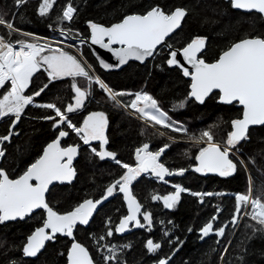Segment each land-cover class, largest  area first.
Here are the masks:
<instances>
[{
	"label": "trees",
	"instance_id": "16d2710c",
	"mask_svg": "<svg viewBox=\"0 0 264 264\" xmlns=\"http://www.w3.org/2000/svg\"><path fill=\"white\" fill-rule=\"evenodd\" d=\"M40 3L41 0H28L17 8L14 0H0V14L6 20L14 19L16 27L23 32L38 37L54 38L53 33L59 28L71 29L68 35L73 39L81 37L88 40L89 21L111 26L121 22L126 15L142 14L155 5L165 10L178 7H187L189 10L181 28L167 40L169 47L162 46L158 50L159 54L144 64L131 62L120 71L106 73L99 67L89 47H84L85 59L110 88L114 91L149 93L172 120L182 123L188 130L184 134L159 128L164 133L162 136L110 100L95 85H92L91 95L85 100L84 107L68 114L69 119L79 127L90 113H105L108 119L105 134L109 143L103 149L115 152L117 159L124 163L134 166L135 150L144 143H148L154 151L167 144L170 147L163 154L161 162L171 170L188 169L183 176L176 175L167 179L168 183L147 177L132 183L134 196L153 214L151 231L145 228L127 236H117L115 225L126 214L120 194L103 206L87 227L75 229L76 240L88 249L95 264H105L104 256L108 255L105 245H115L118 249L123 245H131L119 253L118 264H158V260L164 258H168L167 264H264V233L253 232V228L248 225L256 228L260 226L247 216L239 218L235 226L231 224L236 206L235 196L248 192L247 170L238 165L237 171L230 177L204 176L192 171L199 149L191 137L198 138L203 131L210 130L215 142L225 143L232 130L231 121L242 117V109L236 105L219 104L218 93H215L202 105L188 100L183 110L174 112L171 105L188 99L190 81L178 68L166 63L170 51L183 49L196 37L207 38L206 49L200 57L207 63L215 62L233 43L245 37H264V20L260 15L236 11L226 0H57L49 16L41 17L38 14ZM66 3H72L77 12L73 21L60 23L55 16L62 12V6ZM0 33L7 36L3 26H0ZM17 39L29 40L22 35L11 36L13 42ZM47 83V73L40 70L33 76L25 95ZM72 83V78L52 82L35 98V102L54 103L63 110L67 104H74ZM5 88H9V85L6 84ZM3 94L5 89L0 92L1 96ZM118 98L125 102L133 99V96ZM49 115H54L53 110L36 106L25 108L14 130L19 135L13 136L9 145H6V160L1 163L10 178H18L34 163L41 156L44 147L57 137L61 128L70 133L63 146L83 144L79 136L65 125L54 130L55 121L43 119ZM11 119L0 120V136L8 134ZM249 136L248 141H242L237 147L241 149L248 167L252 187L261 193L264 192V126L251 129ZM93 143L97 150L101 149V142ZM89 151V147H83L80 151L79 159L75 163V182L71 185L55 186L50 190L47 201L55 211L64 214L85 199L100 198L105 189L124 173L125 169L119 165L107 160L100 161L98 157L89 154ZM175 184L193 192L220 195L204 197V202L200 203V197L192 196L189 192L181 193L180 202L171 210L164 208L162 201L152 199L153 195L173 193ZM217 214V221L212 220ZM44 218L43 212H37L32 218L0 224V264H12V261L16 264H67V252L71 242L63 235L47 244L36 259L23 258L22 249L27 237L36 227L42 226ZM210 221L214 222V229L227 224L225 235H212L201 241L200 229ZM109 227L113 228V236L99 240V237L105 236ZM165 232L169 235L166 236ZM176 237L179 238L178 241L175 240ZM148 239L161 243L162 247L157 253L148 252ZM177 247L179 250L174 251Z\"/></svg>",
	"mask_w": 264,
	"mask_h": 264
},
{
	"label": "snow or ice",
	"instance_id": "6c2138e0",
	"mask_svg": "<svg viewBox=\"0 0 264 264\" xmlns=\"http://www.w3.org/2000/svg\"><path fill=\"white\" fill-rule=\"evenodd\" d=\"M27 2L28 0H14L17 8ZM56 4L57 0H42L38 6V14L41 17L49 16ZM230 5L236 10L248 13L254 11L264 19V0H230ZM62 8V12L57 13L55 19L60 23L73 21L77 8L72 3H66ZM188 15L187 7L165 10L161 6L155 5L142 14L126 15L121 22L111 26L89 21L91 44L99 45L101 48L114 52L120 65L127 64L130 59L144 62L146 58L159 54L158 46L169 47L165 44L166 37L181 28L182 22ZM0 26H3L7 32V36L0 35V89H5L6 93L0 97V119L12 118L8 134L0 136V161L6 160L4 143L11 142L13 135H19V132L13 130L20 122L25 108L34 105V97L44 92L52 82L71 77L74 104H67L63 110L54 103L35 104L34 106L53 110L54 115L45 116L43 119L55 121L54 130L60 125H65L66 128L71 129L79 136L85 145H89V150L100 161L110 158L115 164L126 169V172L105 189L100 198L85 199L74 210L64 214L55 211L46 200V193L49 192V186L53 182L72 183L76 176L73 160L77 157L80 147V145L62 147L61 138L67 137L69 132L60 130L58 138L49 143L42 155L34 163H31L18 178H10L7 171L0 166V224L17 219L32 218L37 210H44L46 216L42 221V226L36 227L27 237L22 249L25 257L35 258L45 248L46 242L55 241L57 234L73 237V230L76 225H88L98 206L119 192L127 201L128 214L115 225V233L123 234L129 231L130 224L134 228H147L151 231L153 214L144 208L134 196L131 190L133 181L142 174H151L159 181L168 183L165 177L183 176L188 169L171 170L161 162V155L170 147L167 144L156 151H150V145L144 143L142 147L135 150V166L124 163L117 159L115 152L103 150V146L109 143L105 134L108 127V119L105 113H90L83 120L82 126L79 127L69 119L68 114L84 107L85 100L91 95L90 89L95 84L105 92L110 100L121 107L134 110L147 122H154L155 125L170 128L177 133L187 134V128L182 123L172 120L166 112L161 110L158 101L149 93L114 91L99 76L93 74L92 66L86 61L60 47L53 48L49 41L40 42V38L17 28L14 19L6 20L0 14ZM70 32L71 29H61V35L65 39L72 38L68 35ZM14 34L31 37L33 42L25 39H17L13 42L11 36ZM105 38L107 42H105ZM206 41V37H196L187 43L182 50H179L188 64L195 69L194 74L190 73L188 68L184 67L177 59V50L169 52L170 58L167 59L166 63L169 66L180 67L184 76L191 75L190 99L194 98L196 102L204 104L213 90H219L220 103L231 105L237 102L243 106L242 118L231 121L233 130L228 133L224 146L215 142L210 130L203 131L198 138L191 137L197 144L201 142L207 144V147L201 148L196 156L199 165L195 167L194 171L204 175L215 173L220 177H230L237 171L238 165L245 169L247 167L245 161L235 155L241 151L237 146L242 141L250 139L249 129L251 126H264V37L259 35L245 37L233 43L216 62L212 63L205 62L199 56L205 49ZM62 42L57 41L56 43ZM81 43L84 41L82 40ZM17 45L19 46L18 50ZM113 45L120 47L113 49ZM69 47L72 46L69 45ZM99 62L105 69L111 67L103 60ZM42 68L47 73L48 83L33 93L25 95L33 76ZM76 78L85 79L88 82L87 88L82 89L78 86ZM6 84L9 85V88H5ZM125 95L134 98L124 104L118 97ZM185 103H180L177 107L183 108ZM92 141H100L102 150L98 151L95 147H91ZM173 187L175 188L173 193L164 196L153 195L152 199L162 201L164 208L171 210L175 209L180 202L181 193L189 192L192 196L200 197V203L204 202V197L220 195V193L212 192H193L179 184H175ZM252 191V178L249 175L248 192L235 196L236 206L231 224L235 226L239 218L247 216L260 226L256 228L253 225H248L253 228V232L264 233V202H262L264 192L253 196ZM218 218L217 214L213 216L212 220ZM227 227L226 224L214 229V225L210 221L200 229L201 238L209 236L210 233L223 237ZM114 231L112 227H109L105 236L99 237V240L112 237ZM165 235L167 236L169 233L165 232ZM175 240L178 241L179 238L176 237ZM105 247L108 252V255L104 256L105 264H112V262L118 264L119 253L125 248H130L131 245H123L120 249L115 245H105ZM161 247L160 242L154 243L152 239H148L146 242V248L150 254L157 253ZM178 250L177 247L174 251ZM226 252L227 249H225ZM67 259L69 264H94L88 249L75 241L71 245ZM167 259H159L158 264H167ZM12 264H16V262L12 261Z\"/></svg>",
	"mask_w": 264,
	"mask_h": 264
},
{
	"label": "water",
	"instance_id": "95a60500",
	"mask_svg": "<svg viewBox=\"0 0 264 264\" xmlns=\"http://www.w3.org/2000/svg\"><path fill=\"white\" fill-rule=\"evenodd\" d=\"M226 1H229L230 2V0H226ZM234 10H236V9H234ZM236 11H239V12H242V13H248V12H245V11H242V10H236ZM251 13H256V12H251ZM256 14H258V13H256ZM260 15V14H259ZM186 18V17H185ZM264 20V19H263ZM184 22V21H183ZM183 22H182V24H183ZM180 29V28H179ZM179 29H177L174 33H172L170 36H168V37H166V39H165V44H166V42H167V40L169 39V38H171ZM89 33H90V36H89V39H88V47H89V49H90V51H91V53H92V55H93V57L95 58V60L97 61V63H98V65H99V67L101 68V70L102 71H104V72H106V73H108V72H116V71H120V70H122L123 68H125L129 63H131V62H137V63H140V64H144L146 61H148V60H150V59H152L153 57H149V58H146L145 59V61L144 62H140V61H137V60H135V59H130L129 61H128V63L127 64H124V65H120L119 64V61H118V59H117V57L115 56V54H114V52H110L108 49H105V48H101L99 45H93V44H91V39H90V37H91V30H90V28H89ZM105 42H107V39L105 38ZM162 46H164V45H160V46H158V50L162 47ZM120 46L119 45H113L112 46V48L113 49H117V48H119ZM205 49H206V46H205ZM205 49L199 54V56L201 57V55L204 53V51H205ZM177 51H178V55H177V59L180 61V63L184 66V67H186V68H188V70L190 71V73H192V74H194V72H195V69L190 65V64H188V62L184 59V57H183V55L180 53V51H179V49H176ZM180 50H182V49H180ZM223 54V53H222ZM221 54V55H222ZM220 55V56H221ZM219 56V57H220ZM170 58V57H169ZM100 60H103L105 63H107V64H109L111 67L110 68H108V69H105V68H103L102 67V65L100 64ZM218 60V59H217ZM216 60V61H217ZM215 61V62H216ZM171 67H175V68H178L181 72H182V74H183V71H182V69L180 68V67H177V66H171ZM184 76V75H183ZM187 80H189L190 81V88H189V94H190V92H191V83H192V81H191V75H189V76H184ZM215 93H218L219 94V99H220V93H219V90H213V92L206 98V100L211 96V95H213V94H215ZM219 99H218V103L219 104H221V105H224V106H232V105H236L238 108H240V109H242V114H243V106L242 105H239L237 102H234L233 104H231V105H227V104H223V103H220L219 102ZM188 100H193L194 102H196L195 100H194V98L193 99H190L189 98V96H188ZM205 100V101H206ZM197 104H199V105H202V104H200V103H198V102H196ZM242 118V117H241ZM18 124V123H17ZM17 126V125H16ZM259 127H262V126H251L250 127V129H249V132H250V130L251 129H254V128H259ZM15 130V129H14ZM13 130V131H14ZM233 130V129H232ZM231 130V131H232ZM13 136H17V135H13ZM68 137H69V135L67 136V137H65V138H61V146L62 147H66V146H63V142L65 141V140H67L68 139ZM58 138V135H57V137L55 138V139H57ZM54 139V140H55ZM53 140V141H54ZM53 141H51L50 143H52ZM5 143H7V142H5ZM48 145V144H47ZM46 145V146H47ZM45 146V147H46ZM68 146H74V145H68ZM87 146H89V145H85V144H83V145H80V147H79V150H78V155H77V157L73 160V167L75 168V163L78 161V159H79V156H80V151H81V149L83 148V147H87ZM45 147H44V149H45ZM43 149V150H44ZM167 150V149H166ZM166 152V151H165ZM164 152V153H165ZM43 153V152H42ZM163 153V154H164ZM163 154L161 155V157H160V160H161V158H162V156H163ZM42 155V154H41ZM230 158H231V156H230ZM0 163H1V161H0ZM199 165V161L198 160H196V165L192 168V171L193 172H195L194 171V169H195V167H197ZM75 170H76V168H75ZM195 173H197V172H195ZM197 174H200V175H204V174H201V173H197ZM207 175H212V176H217V177H220L218 174H215V173H209V174H207ZM176 175H173V176H169V177H165V180H167V179H170V178H173V177H175ZM204 176H206V175H204ZM76 177H77V171H76V176H75V178L73 179V181H72V183H74L75 182V179H76ZM155 177V176H154ZM71 183V184H72ZM71 184H68V183H63V184H61V183H59V182H53V184L52 185H50L49 186V192H50V190L53 188V187H55V186H63V185H71ZM131 190H132V185H131ZM49 192L48 193H46V200H47V197H48V194H49ZM133 192V191H132ZM119 193V192H118ZM118 193H116V194H118ZM120 194H122V193H120ZM122 196H123V194H122ZM111 199H112V197H110L108 200H106V201H104V203L103 204H101V205H99L98 206V209H97V211L93 214V216L91 217V219H90V221H89V224L91 223V221L93 220V218H94V216L98 213V211L103 207V206H105L106 204H108L110 201H111ZM123 200H124V204H125V206H126V210H127V214H128V209H127V201L124 199V196H123ZM138 200V199H137ZM37 212H44V210H37ZM35 214V213H34ZM44 214H45V216H46V213L44 212ZM123 219V218H122ZM17 221H21V220H19V219H17L16 221H7V222H5V224H7V223H12V222H17ZM215 221H217V220H215ZM142 222V221H141ZM213 223V225H215L214 224V222H212ZM88 224V225H89ZM88 225H76V227L77 226H81V227H87ZM75 227V228H76ZM75 228H74V230H75ZM129 231H126L125 233H123V234H117V236H119V237H123V236H127V235H129V234H131V233H133V232H136V231H138V230H143V229H145V228H134L131 224L129 225ZM74 230H73V237H67V236H65L66 238H68L69 239V241L71 242V245L73 244V242L75 241V242H78L77 240H76V237H75V234H74ZM60 234H57V236L56 237H58ZM200 235H201V232H200ZM212 235H215V234H211L210 233V235L209 236H207V237H204V238H201V241H204V240H206L207 238H209V237H211ZM50 242H52V241H48V242H46V245H45V247L47 246V244H49ZM26 243V242H25ZM78 243H80V242H78ZM81 244V243H80ZM25 245V244H24ZM71 245H70V247H69V250H68V252H67V256H68V253H69V251H70V248H71ZM81 245H83V244H81ZM84 246V245H83ZM24 247V246H23ZM45 249V248H44ZM44 249H42L41 250V252L38 254V256L44 251ZM23 253V252H22ZM90 254V253H89ZM37 256V257H38ZM91 256V255H90ZM37 257H35V258H32V257H25L24 255H23V258H25V259H36ZM168 262V261H167ZM67 264H69V261H68V259H67ZM94 264H95V262H94Z\"/></svg>",
	"mask_w": 264,
	"mask_h": 264
},
{
	"label": "rangeland",
	"instance_id": "374dc122",
	"mask_svg": "<svg viewBox=\"0 0 264 264\" xmlns=\"http://www.w3.org/2000/svg\"><path fill=\"white\" fill-rule=\"evenodd\" d=\"M41 2H42V0H41ZM54 38H47L46 37V41H49V42H51V46L53 47V48H55V47H60V48H62L63 50H65V51H68L70 54H72V55H75V56H77L78 58H80V59H82V60H84V61H86L87 62V60L85 59V57H84V55H83V50H84V47L85 46H88V40H86V39H84V38H75V39H73V38H71V39H65V37L63 36V35H61V29H59V28H57V31H55L54 33ZM0 35H1V33H0ZM23 36V35H22ZM34 37H36V38H40V37H38V36H35V35H33ZM29 40V42H33L32 41V38L31 37H27ZM84 41V43H81V41ZM57 41H63L62 43H60V44H57V43H55V42H57ZM40 42H44L43 40H41L40 39ZM69 45H71L72 47H69ZM18 46V45H17ZM45 54H47V53H45ZM88 63V62H87ZM89 64V63H88ZM41 70H43V68L41 69ZM44 71V70H43ZM92 72H93V74H94V72H95V70L93 69V67H92ZM46 73V72H45ZM68 78H71V77H68ZM65 79V78H64ZM76 83H77V85L78 86H80L82 89H85V86H87V81L85 80V79H83V78H76ZM93 85H95V84H93ZM97 88H98V90L99 91H101V92H103L104 94H105V92L102 90V89H100L99 88V86L98 85H95ZM1 90L2 89H0V92H1ZM132 93V92H131ZM136 93V92H135ZM6 94V93H5ZM106 95V94H105ZM107 96V95H106ZM126 97L128 96V95H125ZM0 97H2L1 95H0ZM37 97V96H36ZM36 97H34V105L35 104H37L36 102H35V98ZM108 97V96H107ZM124 97V96H123ZM134 98V97H133ZM119 99V98H118ZM120 100V99H119ZM121 101V100H120ZM122 103H124V104H127L128 102H130V100H128V101H121ZM184 102H186L185 103V106L183 107V108H178L177 106L180 104V103H178V104H174V105H171V108H172V110L174 111V112H180L181 110H183L186 106H187V103H188V99H186V100H184L183 102H181V103H184ZM34 105H29V106H34ZM120 106V105H119ZM28 107V106H27ZM121 107V106H120ZM123 109H125L130 115H132L133 117H135L136 119H138L142 124H144L145 126H147L148 128H151L152 130H154V131H156L157 133H159L160 135H162V136H164V133L163 132H161L160 130H159V128H165V127H163V126H161V125H155L154 124V122H147L145 119H143V118H141L140 117V114L139 113H135V111L134 110H132V109H130V108H125V107H122ZM161 109V108H160ZM162 110V109H161ZM8 118H11V117H5V118H3V119H8ZM59 118L57 117V120H58ZM0 120H2V119H0ZM175 121V120H174ZM55 123V122H54ZM165 129H170V128H165ZM171 130V129H170ZM169 139V138H168ZM217 143H219L218 141H217ZM222 146H224V144L225 143H220ZM194 145H197L198 146V153H197V155L199 154V151H200V149L201 148H204V147H207V144L206 143H203V142H201V143H199V144H197V143H195L194 142ZM91 147H93V146H91ZM239 148V147H238ZM100 150H102V149H100ZM104 150V149H103ZM99 151V150H98ZM234 152H235V150H233ZM89 154H91V155H94L91 151H89ZM235 155L236 156H238L240 159H243V157H242V154H241V151L240 152H238V153H235ZM95 156V155H94ZM232 157V156H231ZM233 158V157H232ZM105 160H107V161H111L112 163H114L110 158L109 159H105ZM104 160V161H105ZM244 160V159H243ZM245 161V160H244ZM245 164H246V162H245ZM247 166V165H246ZM124 169V168H123ZM126 170V169H125ZM246 170H247V173H248V177H249V175H250V173H249V171H248V167H246ZM165 183V182H164ZM252 189H253V191H252V195L253 196H257V192L258 191H256V189L255 188H253L252 187ZM258 194H259V192H258ZM262 202H264L263 200H262ZM250 207V206H249Z\"/></svg>",
	"mask_w": 264,
	"mask_h": 264
},
{
	"label": "flooded vegetation",
	"instance_id": "af4514ba",
	"mask_svg": "<svg viewBox=\"0 0 264 264\" xmlns=\"http://www.w3.org/2000/svg\"><path fill=\"white\" fill-rule=\"evenodd\" d=\"M218 99H219V94H218ZM61 129L64 130L63 128H61ZM66 131H67V130H66ZM68 132H69V131H68ZM69 135H70V133H69ZM68 138H69V137H68ZM65 141H66V140H65ZM65 141H64V142H65ZM64 142H63V143H64ZM93 142H96V141H92V142H91V143H92L91 146L95 147L96 144H94ZM97 142H100V141H97ZM9 143H10V142L4 143L3 148L5 149L6 145H9ZM83 144H84V143H83ZM83 144H82V145H83ZM87 147H89V146H87ZM149 150H150V151H154L153 149H151V147H150ZM5 151H6V149H5ZM42 152H43V151H42ZM1 163H2V161H1ZM1 163H0V166H1ZM134 166H135V165H134ZM124 172H126V170H125ZM143 177H147V178H150V179H153V180H157V178L154 177V175H151V174H142L137 180H140V179L143 178ZM135 181H136V180H135ZM133 182H134V181H133ZM117 193H118V192H117ZM118 194H120V193H118ZM115 195H117V194H115ZM115 195H114V196H115ZM120 195H121L122 200H123V196H122V194H120ZM114 196H112V198H113ZM94 200H95V199H94ZM111 200H112V199H111ZM81 203H82V202H81ZM123 203H124V200H123ZM106 205H107V204H106ZM124 205H125V204H124ZM125 208H126V206H125ZM73 210H74V209H73ZM71 211H72V210H71ZM43 213H44V212H43ZM66 213H67V212H66ZM126 215H127V210H126V214H125V216H126ZM123 217H124V216H123ZM123 217H122V218H123ZM122 218H121V219H122ZM121 219H120V220H121ZM141 221H142V223H143V220H142V219H141ZM77 227H81V226H77ZM77 227H76V228H77ZM76 228H75V229H76ZM74 231H75V230H74ZM70 245H71V244H70ZM69 247H70V246H69ZM68 250H69V249H68Z\"/></svg>",
	"mask_w": 264,
	"mask_h": 264
},
{
	"label": "built area",
	"instance_id": "2783aa9c",
	"mask_svg": "<svg viewBox=\"0 0 264 264\" xmlns=\"http://www.w3.org/2000/svg\"><path fill=\"white\" fill-rule=\"evenodd\" d=\"M40 39L41 40H43V41H46L47 39L46 38H44V37H40ZM56 43V42H55ZM18 47L19 46H17V50H18ZM94 75H96V76H99L96 72H94ZM100 77V76H99ZM101 78V77H100Z\"/></svg>",
	"mask_w": 264,
	"mask_h": 264
},
{
	"label": "bare ground",
	"instance_id": "6f19581e",
	"mask_svg": "<svg viewBox=\"0 0 264 264\" xmlns=\"http://www.w3.org/2000/svg\"><path fill=\"white\" fill-rule=\"evenodd\" d=\"M197 160V159H196ZM125 216V215H124Z\"/></svg>",
	"mask_w": 264,
	"mask_h": 264
}]
</instances>
